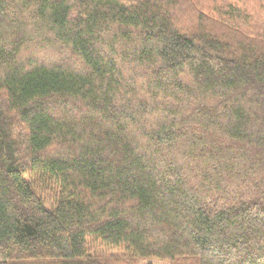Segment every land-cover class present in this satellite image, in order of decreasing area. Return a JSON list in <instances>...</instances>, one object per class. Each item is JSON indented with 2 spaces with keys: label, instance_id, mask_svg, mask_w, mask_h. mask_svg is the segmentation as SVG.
Returning <instances> with one entry per match:
<instances>
[{
  "label": "trees",
  "instance_id": "16d2710c",
  "mask_svg": "<svg viewBox=\"0 0 264 264\" xmlns=\"http://www.w3.org/2000/svg\"><path fill=\"white\" fill-rule=\"evenodd\" d=\"M137 261L264 264V0H0V264Z\"/></svg>",
  "mask_w": 264,
  "mask_h": 264
},
{
  "label": "rangeland",
  "instance_id": "374dc122",
  "mask_svg": "<svg viewBox=\"0 0 264 264\" xmlns=\"http://www.w3.org/2000/svg\"><path fill=\"white\" fill-rule=\"evenodd\" d=\"M107 260H110L112 262L115 263L116 259L113 258L112 256H108L106 258ZM126 262H128V260H126ZM46 263V262H45ZM31 264H44V263H40V262H36V263H31ZM137 264H168V263H162V262H144V261H137Z\"/></svg>",
  "mask_w": 264,
  "mask_h": 264
}]
</instances>
